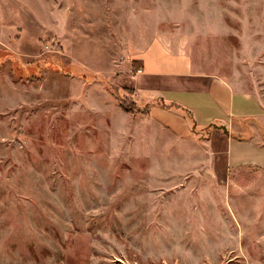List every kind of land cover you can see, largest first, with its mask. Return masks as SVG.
I'll return each instance as SVG.
<instances>
[{
	"label": "rangeland",
	"instance_id": "rangeland-1",
	"mask_svg": "<svg viewBox=\"0 0 264 264\" xmlns=\"http://www.w3.org/2000/svg\"><path fill=\"white\" fill-rule=\"evenodd\" d=\"M154 41L264 99V0H0V264H264V168L115 83Z\"/></svg>",
	"mask_w": 264,
	"mask_h": 264
},
{
	"label": "crops",
	"instance_id": "crops-1",
	"mask_svg": "<svg viewBox=\"0 0 264 264\" xmlns=\"http://www.w3.org/2000/svg\"><path fill=\"white\" fill-rule=\"evenodd\" d=\"M132 58L141 61L140 71L134 77H115V83L133 87L138 106H149V116L173 115L171 123L152 114L155 122L180 136L192 124L209 129L207 141L225 169L264 168V99L198 70L188 56L172 53L157 41Z\"/></svg>",
	"mask_w": 264,
	"mask_h": 264
},
{
	"label": "trees",
	"instance_id": "trees-1",
	"mask_svg": "<svg viewBox=\"0 0 264 264\" xmlns=\"http://www.w3.org/2000/svg\"><path fill=\"white\" fill-rule=\"evenodd\" d=\"M138 68L140 67H136L135 70H137ZM115 97H116V101L119 103L121 108H123L124 110H130L133 112H137L139 110L142 111V109H139V107L136 105L135 101H131L130 99H127V98H122L118 96V94Z\"/></svg>",
	"mask_w": 264,
	"mask_h": 264
},
{
	"label": "water",
	"instance_id": "water-1",
	"mask_svg": "<svg viewBox=\"0 0 264 264\" xmlns=\"http://www.w3.org/2000/svg\"><path fill=\"white\" fill-rule=\"evenodd\" d=\"M224 131H227V129L225 127H223Z\"/></svg>",
	"mask_w": 264,
	"mask_h": 264
},
{
	"label": "built area",
	"instance_id": "built-area-1",
	"mask_svg": "<svg viewBox=\"0 0 264 264\" xmlns=\"http://www.w3.org/2000/svg\"><path fill=\"white\" fill-rule=\"evenodd\" d=\"M140 71V69L138 70V72Z\"/></svg>",
	"mask_w": 264,
	"mask_h": 264
}]
</instances>
